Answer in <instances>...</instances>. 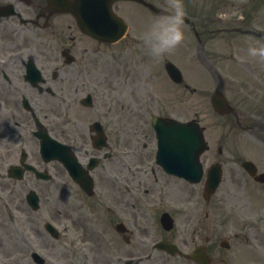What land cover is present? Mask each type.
I'll list each match as a JSON object with an SVG mask.
<instances>
[{"label": "flooded vegetation", "instance_id": "1", "mask_svg": "<svg viewBox=\"0 0 264 264\" xmlns=\"http://www.w3.org/2000/svg\"><path fill=\"white\" fill-rule=\"evenodd\" d=\"M7 4L12 5L8 10L12 14H0V170L20 163L23 155L24 162L48 170L57 176L55 179L58 181L69 183L72 190L68 189L67 199L74 197V190L79 192L66 171V176H63L59 163L47 164L42 160L38 151L39 141L33 135L38 128L33 118L35 114L48 134L70 146L83 164H87L90 157H98L97 166L91 171L95 190L90 196L96 208L97 227L98 200L104 195L110 199L112 226L123 224V232H116V240H123L126 246L133 247L128 255L137 260L132 264H198L186 255L199 245H202L209 264H229L230 234L227 230V235L226 232L218 235L225 224L220 215L216 223L215 194L200 203L201 185L165 173L155 164V147L146 141V137L140 142L139 139L115 136L114 126L120 124L119 119H135L132 92L112 97L120 112L111 114L110 109L105 108L108 114L100 115L110 141L107 151L93 147L94 134L90 126L98 121V85H101L99 80L103 68L98 47H85L93 38L78 29L69 13L55 12L48 0H0V8ZM246 27L225 29L242 32ZM262 34V30L255 32L259 38ZM63 51L73 60L75 56L73 65L67 63L62 56ZM30 68H36L34 73ZM120 76L125 79L124 75ZM111 85L112 88L119 87V82ZM80 87L90 88L92 105L77 101L74 94ZM231 88L227 86L224 92L233 108L222 117L233 118L240 127L252 130L254 123L241 121L242 114L237 103L233 102L236 94L231 91L242 90ZM104 89L100 86L103 94ZM104 98L107 103V96ZM148 140L152 141L151 138ZM222 152L219 146L217 154ZM210 161L222 164L224 169V157ZM24 180L39 181L29 171L20 182ZM168 180L170 183L167 184ZM1 181L17 182L3 175H0ZM227 196L226 193L223 200ZM239 206L231 209L236 213L232 217L243 222L245 230H254L257 226H253V222L246 224L245 217L251 216L255 220L256 215L258 218L264 214L261 211L252 214L244 209L243 204ZM162 213L170 216L168 221L165 220V226L160 223ZM232 217L230 219H234ZM78 222L76 219L75 224ZM96 240L98 243V238ZM158 242L172 244L179 252L169 254L165 250H157L155 244Z\"/></svg>", "mask_w": 264, "mask_h": 264}, {"label": "rangeland", "instance_id": "2", "mask_svg": "<svg viewBox=\"0 0 264 264\" xmlns=\"http://www.w3.org/2000/svg\"><path fill=\"white\" fill-rule=\"evenodd\" d=\"M151 1L159 6L168 8L167 0ZM247 1L248 3L250 2V0ZM183 4L185 12L194 10L195 15L199 16L196 21L200 29L215 28L224 25L222 22H213L215 21L213 18L220 11H222L221 14L223 16L227 14L223 10L225 7L222 9L220 7H214L217 6V3L213 2V0H183ZM240 5H246L245 7L249 6L246 12L251 6H254L253 3L244 4L242 2H240ZM116 6L119 12L126 15V19L130 24V34L115 44L98 43L99 56L102 57L103 67L102 76L99 81L101 83L100 86L105 88L103 94L98 85V102L100 103V107L104 106L103 108H105L104 95L107 96L106 102L109 101L112 103V106L116 107L111 102L112 97L121 95L122 93L123 96H126L128 92H132L135 100V115L145 118L144 121L146 124L148 117L141 113L143 101H150V103L145 105L150 108V111L158 110L161 113L176 115L184 120L197 117L201 125L205 127V137L210 148L204 156L209 160H216V158L222 159L223 157L226 159L224 182H222L220 190L215 195L216 199L213 208L216 223L220 215V218L225 224V227H221L224 230L219 232L218 235H224V232L227 235V230H229L228 232L231 230L230 233L234 232L235 234L233 239L235 247H233L232 252L230 251L231 258L229 264L234 263V261L236 264L250 261L256 264H264V216L257 218L256 215L255 220L253 218V226H257L254 230H245L243 222L238 220L237 217H232L236 214L232 211L234 209L232 207L233 204L239 208V205L243 204L244 209L252 214L259 211L264 214V184H256L240 168L239 163L234 161L236 159H251L255 161L261 170H264V64L257 63L253 59L255 66L251 64L247 67H242L241 72L236 73L237 77L232 78L233 81L227 76L228 81H232L229 84L232 90L241 91L243 89L241 92L233 91V93L231 91V93L236 94L233 102L237 103L238 111L242 114L240 120L254 123L252 130L245 129L237 125L233 118L220 117L213 111L209 95L216 85L215 78L205 65H203L201 59L197 57L196 52L198 48L196 39L185 23L183 26L185 36L183 44L174 53L166 56L173 61H176L177 57H179L181 60L179 64L184 71V80L191 88L195 89L194 91H189L181 85L178 86L171 83L163 70V59L154 60L148 55L147 48L141 39L142 34L150 28L154 21L161 17L149 14V12L147 13L144 11V8L137 4L133 5L131 3L121 2L117 3ZM212 11L217 12L211 13ZM262 11H264V5L257 13L254 21L258 27L264 29V15H262ZM239 12L240 10L236 11L235 14L238 15ZM202 21L205 22L201 25L200 23ZM213 33L210 32V35H220L218 32ZM217 44L219 45L220 43L218 42ZM255 45L256 47L261 46L260 43H256ZM262 45L264 44L262 43ZM86 46H88V43ZM93 47L95 48L96 45L93 44ZM248 50H244L246 57L253 58L249 55ZM216 60L213 59L215 63H217ZM132 69L134 70L132 71ZM129 72H134V76L128 78L127 75ZM221 74H223L222 70ZM120 75H124L127 78L125 77L124 79ZM116 81L119 82V87L112 88L111 83ZM128 96L131 97V94ZM113 111H116V109H113ZM130 121L128 120V122ZM135 126L138 127L136 121ZM219 146L222 147L223 152L218 155L217 148ZM0 183H2L0 184V203L6 198L11 202L10 204L12 206L10 210H6L0 204V264H35L30 257L32 248L40 251L46 257L45 264H84L78 260H74L73 257L77 254L70 248L68 243V239L74 238V236L79 239L77 234L78 228L75 232L73 230L66 231L62 238L54 240L46 234L42 228V224L41 227L38 225L39 220L58 213L56 204L60 201L67 203V191L63 190L61 192L59 183L38 186V189L44 194L48 187H51L54 189V195L52 201L49 203H47L48 198L42 200L41 208L36 212L31 211L24 200L25 191L29 187H33L30 181H26V184H10V182L4 181ZM168 183H170V180L167 181ZM12 190H15V200H12L14 195H9V192ZM226 193L229 196L223 200ZM251 193H255L256 196ZM84 203L88 204L89 202L84 201ZM84 203L77 201L76 205L81 207L80 211H85L92 216L94 221L92 226L97 228L94 213L96 208H89L90 210H88V205H84ZM102 205L99 201L98 209L100 210L98 213L101 225L98 223V228H101L105 232V237H109L113 241L110 242L109 246L111 247L105 246V252L109 253L112 249L118 255L130 254V250L133 247L125 246L122 241L117 245L116 240H114L116 235H114V229L110 227V219H112V216L101 209L105 207ZM231 217L234 219H230ZM246 218L252 219L251 216ZM260 220H263V222H260ZM244 222L249 224L250 220L249 222L244 220ZM245 233H249L253 241L244 240ZM87 238L90 240L88 245H90L91 253L88 264H108L100 262L105 256L103 255L101 257L102 251L95 248L93 243L94 235ZM250 243H255L256 246L251 247ZM234 250L235 252H233ZM99 257L101 258L98 259Z\"/></svg>", "mask_w": 264, "mask_h": 264}, {"label": "water", "instance_id": "3", "mask_svg": "<svg viewBox=\"0 0 264 264\" xmlns=\"http://www.w3.org/2000/svg\"><path fill=\"white\" fill-rule=\"evenodd\" d=\"M98 5V19L92 21H84L78 18L79 26L86 32L96 36L98 39L114 41L124 32V25L111 9L114 0H91ZM86 3L85 5H87ZM84 4L80 8L86 10ZM157 10V9H156ZM159 11V10H157ZM171 67L169 68V66ZM168 71L172 77L179 80L178 71L172 64H168ZM212 103L216 110H223L225 101L221 94L212 96ZM155 126L158 127L159 147L161 152L172 151L177 154L178 165L174 167L177 171H181V175L188 174L199 175L201 173V165L199 163V154L205 149L206 143L201 133V129L194 122L186 124L172 123L164 119L155 118ZM218 179V174H215ZM216 179V180H217Z\"/></svg>", "mask_w": 264, "mask_h": 264}, {"label": "clouds", "instance_id": "4", "mask_svg": "<svg viewBox=\"0 0 264 264\" xmlns=\"http://www.w3.org/2000/svg\"><path fill=\"white\" fill-rule=\"evenodd\" d=\"M167 4L170 10L154 21L141 37L148 55L154 60H161L174 53L185 40L183 26L186 12L183 0H167ZM248 52L251 57L264 64V45L250 47Z\"/></svg>", "mask_w": 264, "mask_h": 264}]
</instances>
